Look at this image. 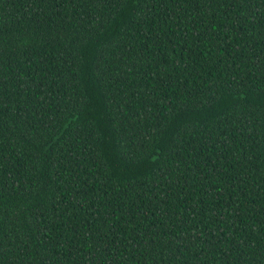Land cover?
Returning <instances> with one entry per match:
<instances>
[{
	"label": "trees",
	"instance_id": "16d2710c",
	"mask_svg": "<svg viewBox=\"0 0 264 264\" xmlns=\"http://www.w3.org/2000/svg\"><path fill=\"white\" fill-rule=\"evenodd\" d=\"M0 264H264V0H0Z\"/></svg>",
	"mask_w": 264,
	"mask_h": 264
}]
</instances>
